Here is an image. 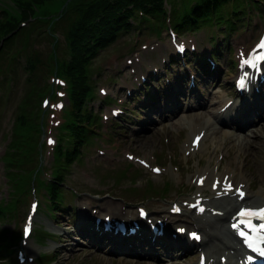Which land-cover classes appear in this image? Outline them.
<instances>
[{
  "label": "rangeland",
  "instance_id": "rangeland-1",
  "mask_svg": "<svg viewBox=\"0 0 264 264\" xmlns=\"http://www.w3.org/2000/svg\"><path fill=\"white\" fill-rule=\"evenodd\" d=\"M64 3L65 0H60L59 2L54 0H42V3L37 5L36 9H33L35 13L33 18L36 17L35 21H30L29 18L26 19L29 22L25 20V25L7 42H3V49L0 50V209L2 208L3 210L2 214H0V230H2L0 232V264H12L13 261H16L18 243H20V248L23 249L25 255H31L33 257V260L30 262H27L26 257L23 261L25 264H44L48 261L50 264H162L160 262L153 263L152 261H147L144 258L123 251H118L116 253L107 251V249L100 248L97 244L89 243L85 235L81 237L80 235L74 236L69 233L70 235L68 237L64 232L63 235H57V237H54L55 240H52L51 238H43L42 234H39L42 239L37 241L38 245L32 252L30 251L31 253L25 250V245L22 243L23 240H20L21 222L23 221L31 194H24L21 192V190L17 188L14 180H19L20 175L24 174L22 168L26 166H23L20 161L22 155L27 154V151L23 153L17 150L22 145L21 143L18 144L16 150H10L9 146L13 144L15 136L19 137L21 140L25 137L28 143L32 141V139L29 140L28 137L29 135L31 137L34 135L29 133L28 126L29 124L35 125L37 123V127H31V129L35 130V128H38L41 101L39 105L37 98L40 92H42L41 94L43 96L47 93L51 83H53V85L58 84L55 85V88H58L60 94L56 97V100L62 101L64 105L62 107L63 111H60L57 107L55 108L56 105H54L56 113L54 118L56 120L58 118L60 119L52 122V132L45 138L43 146L42 144L39 145V148L44 150L45 155L42 162L46 173L48 171L54 173L56 170H60L66 174L64 180V183L67 185L66 188L70 189L71 186H75V194L77 195L78 192L76 203L78 206H83L82 212L84 211L87 214L88 208L95 207L96 209L102 211L107 210L109 212L111 210H122V212H124L125 210L132 209L135 213L137 201L132 199L133 197H128V194H125L122 190H128L127 188L119 187L129 179L137 181L136 188L138 189H142V184L148 186V184L153 183L156 186L164 185L171 188L169 191H165L160 195L140 196L144 199L142 203L149 209L150 213L152 210H163L166 206L170 205L171 201L177 199V194H179V192L184 193L187 189L190 191L194 189V187L189 186V184H193L192 178L195 174H198L195 172L198 161L197 158L200 157L198 152L194 156L189 155L187 162H185L186 154L182 146L184 147L186 129L178 127L172 128L171 126L168 127L166 124L160 126L157 120H153L156 119L153 113H151L150 116L141 114L140 118L144 120L143 123H147L146 126L141 128V123L133 119L140 115V111L133 107L134 104L131 101H128V107L125 112L129 115L124 114L119 117L120 120L117 121L111 117L108 119L104 118L105 114L108 115V109L110 107L116 104H122L123 94L127 88L121 86L126 81H133V87L135 83L142 81L143 74L147 76V72L152 70V68L156 71L155 74H159L162 68L169 63V56L167 55L171 51L155 40L146 42L141 31L138 32L137 30L119 34L112 43L100 49L98 54L93 57L87 65L86 69L90 75V82L94 86V95L86 101L84 106L88 113H91L93 116L95 115L93 119L96 125V120L101 117L99 126L96 127L95 125L91 128L93 131L97 132V134L90 135L88 140L80 147L81 152L71 161H68L67 158L63 156V153H60L61 156L59 154L58 157L55 156V150L52 151V146L55 144L57 133L58 136L63 137L61 146L66 147L69 145L67 141L68 132H66L65 129L62 131L61 125L58 128L56 125L58 122L63 121L65 119L63 117H66L67 114L68 117L73 118V114L70 112L71 105L66 96L63 95V93H65L67 78L64 80L65 83H54L52 78L53 74H51V69L53 67L52 57L55 56L58 61H62L68 56V48L64 39L69 27L67 15L70 14L71 7L65 10V5L64 13H60V16L57 17L50 30H47V28L52 20L51 17L46 19L45 14L50 11V15L56 16V13L60 12L59 9ZM19 4L28 5L30 4V0H20ZM2 9L7 10V12L1 13ZM15 10V3L10 0H0V16H7L8 11L12 13ZM263 23L264 12L261 14V17H258L257 13L252 11V16H250L247 23L248 29H244L243 31L241 29L235 30L227 39V43L233 45V52L239 40H243L253 33L257 34ZM34 24L38 25L37 28H35ZM4 34L5 25L2 24L0 25V37ZM137 35H140V38L137 37ZM138 41L139 43L136 45ZM159 46H162L164 50L158 51L157 48ZM170 46L172 47V45ZM200 46L205 47L207 44L204 43ZM128 54H130L132 58L130 63L126 61V55ZM27 55L38 57L43 62L33 66L26 65ZM219 63L221 80L215 82L212 85V89L216 90V92L218 91V93L222 95L225 93L224 89H218L217 87L225 86L227 89H230V85L228 84L230 70L226 68L225 55L222 56ZM135 79L137 81H135ZM199 86L204 88L202 80ZM207 87H211L210 84H208ZM102 90H108L107 94L102 95ZM105 96H109V99L114 98L116 100H112L111 103L107 105V100L104 99ZM125 102L126 97H124V103ZM136 104L138 107L144 108L140 103L136 102ZM22 112L30 116L27 121H20V123L17 124L18 121H16V116L22 114ZM53 114L54 112H52V115ZM191 114H188V116ZM18 117L19 116H17V120ZM206 117L208 116L206 115L202 118ZM48 119L47 117L46 121H48ZM104 120H106V122ZM24 123L27 126H25ZM45 128L46 130L48 129L47 126H45ZM34 133L36 135L35 131ZM213 133L214 131L212 134ZM220 137V132L216 133V137L213 135L214 147H211L212 144L210 146L207 144L210 149L209 153L212 154L213 149V154L207 156L208 151H206L205 155L207 158H205V160L202 158L201 163H206L208 158L213 162L214 159H212V157L214 156V158L221 161L222 169L223 166L227 167V164L223 165L226 161H232L237 163L238 170L236 171L241 172L246 182H249L246 174L239 167L238 162H236V158L239 157L240 153L236 154V151H233L232 148L227 152L226 148L222 149L223 147L220 139H216ZM42 138H44V135ZM251 138L256 139L253 140L250 145L251 153L249 154L248 160L245 162L242 156H240L239 159L242 167L250 177L251 184L254 187H258L259 181L255 172L260 170L263 166L264 118L261 119L260 123H253L244 135L242 134L232 141L237 140L246 144V140L249 141ZM49 140H51L52 143H49ZM182 142H184L183 145ZM244 144L243 146L246 147L247 145ZM228 145H230V143H226V146ZM98 147L103 153L98 151ZM217 148H221L222 150H218L216 155H214ZM127 150L134 153L135 156L146 155V157L151 158L150 163H156L162 166L166 169L165 173L162 175H159L160 173L155 174L151 171L150 167L141 166L136 160L130 161V159L124 156V151ZM199 151H201V155L204 152V150L201 149ZM7 153L12 158L9 162L4 160V156ZM223 154L224 158H222ZM111 156L116 160L119 159L129 162L134 169L131 170L128 175H125L123 174L122 168L126 171V169L129 168L126 164H123L121 169L118 164L107 167L93 164L95 161L97 162L99 160L111 161ZM217 164L219 165L220 163L218 162ZM61 166H66L67 168H61ZM40 168V163H38L35 167V172L37 173ZM8 172L15 173V177L9 180L6 177V173ZM45 172H43V175L48 176ZM104 174L105 176H103ZM13 176L14 175H11V177ZM104 177L113 179L114 183L106 188H102L98 181ZM163 181L165 183H163ZM116 182H119V184H116ZM33 185L37 186L35 182H33ZM99 186L101 188H99ZM112 187L116 188L112 189ZM174 189L176 191H174ZM35 191L39 198V212L35 219L36 226H38L39 223H44L45 225L42 224L40 229H43L44 226L48 229H56L57 224L60 226L67 225V221L56 223L52 217L45 216V203L47 202L44 189L38 186ZM254 191H257V189L250 190L249 192L253 194ZM140 194L141 192L136 193V195ZM65 196H67V194ZM8 204H14V209L8 210L6 208ZM213 216H215V214L212 215V218H214ZM201 220L202 219L197 221ZM2 236H4V240ZM61 236L68 239H63ZM8 237L9 240L7 241ZM68 240H70L71 243H68ZM57 242H60L59 246L53 250L52 248ZM47 249L51 251V253L46 256L49 258L48 261L43 260L42 262L44 263L37 261L38 258H41L38 257L40 251H48ZM7 250L10 252L8 255Z\"/></svg>",
  "mask_w": 264,
  "mask_h": 264
},
{
  "label": "bare ground",
  "instance_id": "bare-ground-1",
  "mask_svg": "<svg viewBox=\"0 0 264 264\" xmlns=\"http://www.w3.org/2000/svg\"><path fill=\"white\" fill-rule=\"evenodd\" d=\"M158 74V73H157ZM132 93V92H131ZM224 98V97H223ZM227 100V99H226ZM225 100V101H226ZM223 101L222 104L225 102ZM203 116L200 113H192L191 115H186L182 117V124H187L188 121H190V127L187 132V137L191 132H193L196 128H201L205 130V134H211L213 130L216 128V126H212L214 124V121L218 118V113H212V118L210 119L209 116L206 118H202ZM139 130V129H138ZM138 140V139H137ZM202 143V141H201ZM205 143V142H204ZM203 143V145H204ZM134 144V143H133ZM206 145V144H205ZM263 146V145H262ZM135 147V146H134ZM130 148V147H129ZM183 149H189L192 150L193 147L190 144V139L187 141L185 138V143ZM197 150H200V146L197 148ZM196 150L191 151L192 154H194ZM142 153V152H141ZM146 153V152H145ZM190 153V154H191ZM236 154H239L237 151ZM137 155V154H136ZM144 156V155H143ZM211 159L208 158V163L202 166H198L196 173L199 172L204 175L203 182L196 186V191H205L207 188L210 191L208 192V197L205 198L204 204L206 207L211 210L212 214L215 217H219L216 221L213 220L212 214L208 216V213L206 215V219H203L199 222L201 231L203 234V238L207 237L206 239L208 241H203L204 245L203 247L207 250L208 257H211L213 261H217V257H220L222 253H224L225 250H227V262L229 264H233L231 260L233 257H239L236 252L231 253L228 247H231L229 239L227 237L226 232L224 231V226L226 222V218L228 215H230L234 208L241 202H245L242 204H259L264 201V190L260 187L257 189V191H254L253 194H250V190H253L248 184L249 182H246L243 174L241 172H237L238 170L237 163L234 162H228L227 167L223 166L220 170L218 167H212ZM196 175V174H195ZM200 175H197V177ZM214 176V177H212ZM218 178L219 183L212 187V179L210 181V178ZM226 178V181H231L233 184H236L237 186H242L246 189L245 196L242 200H237V195L234 193L233 189H230L228 187H225L221 185V181H223ZM211 185H210V184ZM247 183V184H246ZM196 197H198V194H195ZM216 209V210H215ZM184 213L188 216L187 209H185ZM228 214V215H227ZM201 216V215H197ZM134 216L127 217L128 219H133ZM222 219V223L220 224L221 233L219 234V231L217 229L219 221ZM211 220V222H210ZM211 238H217L220 241V245H218L216 248L217 250L213 251V249L208 246V242ZM28 247V246H27ZM216 256V257H215ZM194 264V262H193Z\"/></svg>",
  "mask_w": 264,
  "mask_h": 264
},
{
  "label": "trees",
  "instance_id": "trees-1",
  "mask_svg": "<svg viewBox=\"0 0 264 264\" xmlns=\"http://www.w3.org/2000/svg\"><path fill=\"white\" fill-rule=\"evenodd\" d=\"M134 3H139V2H145V9L147 12H149L150 14L154 13V9L156 8V4L155 2L150 3L151 0H131ZM218 1H225V0H217ZM159 2V1H158ZM157 3V2H156ZM149 4V5H148ZM212 6V5H211ZM199 8V9H198ZM201 8V9H200ZM203 7L198 6L196 8V10L194 12H196V14L198 15L199 13L201 14L200 11H202ZM199 11V12H198ZM112 13H110V16H113V20H105V23L109 26L110 23H112L115 19V16L117 15V12L115 10L111 11ZM153 12V13H152ZM106 24H103L102 22H100V28L104 31L105 28L107 27ZM105 40H107L106 36L104 38L101 39L100 43H103ZM76 57H78V52L76 51ZM67 74L68 76L72 79V82L74 84V86L72 87V92H74L72 94L73 100L71 103V108L73 111L76 112V115H80V111H79V100L80 98L83 96V91L85 89V80H84V74L83 71L80 70L79 68H77L76 66H74L73 64H70L68 69H67Z\"/></svg>",
  "mask_w": 264,
  "mask_h": 264
},
{
  "label": "snow or ice",
  "instance_id": "snow-or-ice-1",
  "mask_svg": "<svg viewBox=\"0 0 264 264\" xmlns=\"http://www.w3.org/2000/svg\"><path fill=\"white\" fill-rule=\"evenodd\" d=\"M258 47L264 48V37H261V40H260V43H259ZM254 59H255V61L259 62L260 60H264V56H258V57H255ZM252 62H253L252 60H244L243 61V63H246V64L247 63H252ZM240 86L241 87L244 86L243 80L240 81ZM196 139L199 140V137H197ZM49 143H52V141L49 140ZM141 163H143V161H141ZM153 171H159V170L158 169H153ZM229 187H231V186L229 185ZM237 191L239 192V189H237ZM239 195L241 197H243L244 193L243 192H239ZM33 207H35V205ZM238 215L240 217L244 218V219H241L240 223L245 224L246 227L253 228L257 232H259L261 230H264V207H261L258 210L242 209ZM251 217H256L257 219H259L261 221V223L259 224L258 228H257L256 225H253L251 223V219H250ZM232 227L235 229V228L238 227V225L237 224H233ZM24 235L25 236L28 235L27 227L25 228ZM239 235L244 237L245 233L244 232H240ZM245 243H247L249 247H253V244L251 243L250 240L246 239ZM260 255H264V250L260 251ZM249 259H251V257H249Z\"/></svg>",
  "mask_w": 264,
  "mask_h": 264
}]
</instances>
